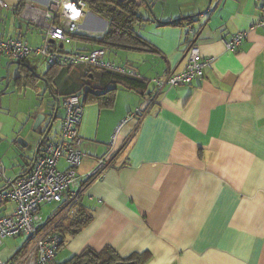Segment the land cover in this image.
<instances>
[{
	"label": "crops",
	"instance_id": "obj_1",
	"mask_svg": "<svg viewBox=\"0 0 264 264\" xmlns=\"http://www.w3.org/2000/svg\"><path fill=\"white\" fill-rule=\"evenodd\" d=\"M1 1L7 8L0 6V40L19 39L40 48L49 0ZM147 1L158 22L143 11L149 21L137 28V34L149 47L105 48L106 59L135 71L134 79L145 84L143 89L117 86L113 103L107 106L80 97L83 114L78 134L85 157L76 174L83 182L104 156L109 167L100 178L81 183L77 208L92 218L76 234L66 230L71 217L60 214L61 205L49 204L54 207L43 218L44 224L55 218L63 236L54 264H65L87 251L102 255L106 249L120 259L149 256L146 264H264V27L260 25L264 15L260 3L212 0L211 12L175 25L177 19L200 13L208 0ZM84 22L89 34L75 35L77 39L68 46L51 41L53 46L81 53L98 48L87 39L103 35L107 22L87 7ZM189 26L192 35L187 33ZM242 31L247 36L240 46L226 51L222 40ZM191 42L202 58L213 59L211 67L190 85L165 88L157 104L137 113L152 91L151 80L185 68ZM29 58L35 62L39 57ZM31 66L26 60L21 64L32 73L34 89L13 83L18 72L0 93V162L8 179L28 172L56 102L59 106L61 98L54 93H60L66 82L64 78L56 82L58 76L51 73L47 78L54 77L56 86L50 90L45 79L50 68L38 73ZM36 75L44 78L46 86ZM0 83L2 87L3 78ZM21 101L30 105L21 111L26 134L19 139L14 132L9 138L3 131ZM38 115L44 120L35 130L32 124ZM61 118L59 107L55 119L59 128L50 140L57 137ZM66 167L61 159L57 169ZM5 187L0 178V190ZM12 209V204L0 207V216ZM14 241H2L0 264L27 249V239L20 245Z\"/></svg>",
	"mask_w": 264,
	"mask_h": 264
},
{
	"label": "built area",
	"instance_id": "obj_2",
	"mask_svg": "<svg viewBox=\"0 0 264 264\" xmlns=\"http://www.w3.org/2000/svg\"><path fill=\"white\" fill-rule=\"evenodd\" d=\"M260 3L264 15V0ZM0 6L7 5L0 0ZM86 18L85 0H49L44 12V42L40 48H32L19 39L0 40V55L15 62H23L32 55L43 56L48 67L81 66L85 70L96 68L127 77H138L135 71L126 69L106 59L105 48H95L87 53L77 51H60L53 43L71 45L72 36L89 34L82 27ZM264 27V16L260 22ZM193 34L191 26L187 28ZM247 36L246 31L223 39L226 51L234 52ZM187 63L180 72L166 74L151 80L152 91L143 100L137 113H145L158 103V98L165 88L190 85L203 77L204 71L210 68L213 59L202 58L195 42H191L186 53ZM59 107L62 110L60 129L55 139H47L33 158L25 175L8 179L0 162V178L5 189L0 190V207L12 204L8 215L0 216V245L5 238L26 237L28 247L25 252L1 264H54L57 251L62 245L63 236L55 230L54 218L44 224L41 217L43 205H61L60 214L72 217L75 214L81 183H88L100 178L109 167L106 156L97 160L95 167L84 175V181L76 174L85 157L82 140L78 134L83 106L78 95L61 98ZM119 128V126H118ZM114 138V137H113ZM111 139L110 145L113 143ZM61 159L66 162V169L59 171L57 165Z\"/></svg>",
	"mask_w": 264,
	"mask_h": 264
},
{
	"label": "trees",
	"instance_id": "obj_3",
	"mask_svg": "<svg viewBox=\"0 0 264 264\" xmlns=\"http://www.w3.org/2000/svg\"><path fill=\"white\" fill-rule=\"evenodd\" d=\"M85 2L89 11L107 22L105 33L99 37L87 39L89 42H93L101 48L114 50H143L149 47L137 34V28L146 21H149L144 18L143 14V11L149 12L148 5L151 7L149 1H147L148 5L146 0H85ZM190 20L192 19L175 22L174 24L179 25L184 22H190ZM72 39L74 40L77 38L72 36ZM59 50L62 51L61 49ZM23 63L24 61L18 62L20 68H18L19 73L15 84L20 87L24 83L29 88L34 89L32 73H28L21 67ZM49 68L48 73L45 75V79L50 90H52V86H54L57 81L63 78L66 81L60 93H54V96L57 98H64L70 95H78L81 97L83 95L84 98L88 100H99L101 105L107 106L112 105L117 86L137 91L142 90L145 86L141 81L134 78L96 68H88L87 70L81 66ZM51 73L54 74V77L58 76L56 82L54 81V77L53 79L51 77L47 78ZM25 79L26 83L24 82ZM46 140L47 139H45V141ZM91 218V214H86L77 208V212L69 219L66 230L70 235H74L79 232ZM58 226L59 225H56L54 229L60 232L61 227ZM148 260L149 256L146 255L120 259L114 251L106 249L102 255L87 251L78 257L72 258L65 264H146Z\"/></svg>",
	"mask_w": 264,
	"mask_h": 264
},
{
	"label": "rangeland",
	"instance_id": "obj_4",
	"mask_svg": "<svg viewBox=\"0 0 264 264\" xmlns=\"http://www.w3.org/2000/svg\"><path fill=\"white\" fill-rule=\"evenodd\" d=\"M84 28V26L82 27ZM85 29V28H84ZM64 46H68V45H64ZM32 57V56H29ZM26 58L25 60L27 61L28 64H30L31 67L35 68V70L39 73V72H43L45 73V71L48 69V65L44 59L43 56L39 55L37 57H39L35 62H33L32 59L30 58ZM19 72L18 70V65L16 63H12L11 60H8L7 58H5L4 56L0 57V78H3V83H2V87L0 86V91L4 90L5 85H6V81H8L9 78L15 77V75ZM42 73V74H43ZM13 79V78H12ZM1 84V83H0ZM43 85L45 84L44 82L42 83ZM46 86V84H45ZM55 86H52V90L55 89ZM0 99H2V96H0ZM4 100V106L7 103V96L3 99ZM23 100V99H22ZM29 101H27V104L25 101H21L18 105L17 108L19 109L18 112L16 113H12L9 117L11 120V124L8 125V129L6 131H3V133L8 136L9 138L13 135V133L15 132L18 133L19 135V139L21 137L24 136V134H26V131H22V127L25 123L26 117L24 116V114L21 112L22 110H25L27 108V106H30L28 104ZM17 110V109H16ZM61 113V112H60ZM48 118V117H47ZM46 118V119H47ZM48 120V119H47ZM16 127V130L14 131ZM59 128V124L58 121H55V124L52 126V130L50 132V134L48 135V139L52 136V134L54 132H56ZM32 129H33V124H32ZM45 130V128L43 129ZM2 133V132H1ZM1 138V137H0ZM32 147V146H31ZM54 205H47V206H42L40 213H41V217L45 218L47 217L46 214H48L49 212L52 211ZM5 240H15L14 242H19V245L21 243H24L26 241V237L24 236H20V237H16V238H5Z\"/></svg>",
	"mask_w": 264,
	"mask_h": 264
},
{
	"label": "water",
	"instance_id": "obj_5",
	"mask_svg": "<svg viewBox=\"0 0 264 264\" xmlns=\"http://www.w3.org/2000/svg\"><path fill=\"white\" fill-rule=\"evenodd\" d=\"M211 1H212V0H208V2H207V4H206L205 8H204L200 13H198V14L192 16V17H186V18L177 19L175 22L187 21L188 19H192V18L195 17V16L203 15L205 12H209V11L211 12ZM146 3H147V5H148L147 0H146ZM148 10H149L150 14L153 16L154 20L158 22V20L156 19L155 15H154V12H153V10L151 9L150 5H148ZM160 24H169V23H160ZM12 63H16V64H18V62H15V61H13ZM36 76L39 77V79H40L41 81L44 82V78H43V77L38 76V75H36ZM6 84H7V81H6ZM5 88H6V85H5ZM5 88H4V89H5ZM1 92H2V91H0V93H1ZM58 109H59V106H58V103L56 102V106H55V114H54L53 118L50 120L49 124L45 127L44 133H43V135H42V137H41V139H40V141H39V143H38V145H37V148H36V150H35L34 157H36V155H37V153H38V151H39L41 145L43 144V142L45 141V139L47 138V136H48V135L50 134V132H51V129H52L53 123H54V121H55V119H56V113H57ZM43 120H44V116H43V115H38V116L36 117L35 121H34L33 129L36 130V128H37L38 126L41 125V123L43 122ZM20 145H22V143H21Z\"/></svg>",
	"mask_w": 264,
	"mask_h": 264
},
{
	"label": "flooded vegetation",
	"instance_id": "obj_6",
	"mask_svg": "<svg viewBox=\"0 0 264 264\" xmlns=\"http://www.w3.org/2000/svg\"><path fill=\"white\" fill-rule=\"evenodd\" d=\"M15 81H16V79L14 80V82H13V83H15ZM6 85H7V84H6ZM49 122H50V120L48 121V124H49ZM48 124H47V125H48Z\"/></svg>",
	"mask_w": 264,
	"mask_h": 264
}]
</instances>
